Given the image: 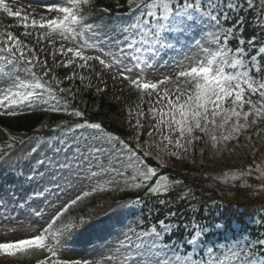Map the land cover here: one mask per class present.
Returning a JSON list of instances; mask_svg holds the SVG:
<instances>
[{
    "label": "snow or ice",
    "instance_id": "obj_1",
    "mask_svg": "<svg viewBox=\"0 0 264 264\" xmlns=\"http://www.w3.org/2000/svg\"><path fill=\"white\" fill-rule=\"evenodd\" d=\"M87 5L90 0H54L45 12L36 13L14 11L5 0H0V14L15 18L19 22L16 26L23 29L22 36L36 41L35 45L26 43L11 30L0 28V116H16L34 109L68 112L60 103L67 101L59 93L71 94L73 98L75 94L60 85L77 77L83 83L88 77L76 69H89L98 78L103 75L113 81L127 82L142 98H149L147 113L157 123L148 136L158 133L159 142L140 143L139 119L132 126L135 147L118 137H105L100 123L87 120L76 123V129L95 130L79 139L67 136L73 130L71 125L64 128L57 125L53 131L59 129L65 135L46 145L51 156L38 161L41 165L47 163L46 171L38 174L47 176L55 190L70 185V190L78 194L54 209L44 224L39 227L29 224L25 228L30 233L27 238L0 242V256L6 261L9 257L24 256L28 264L32 261L35 264H225L221 257L227 253L235 264H264V232L253 235L241 227L239 220L208 224L196 215L187 223H179L176 218L182 212L178 211L166 212L164 218L146 230L137 231L128 226L113 242L94 247L90 257L68 254L74 234L96 222L91 216L87 219L81 216L78 223L64 219L72 206L91 194L84 191L86 185L91 187L92 182L106 177L115 188L142 189L145 196L156 197L159 205L175 207L190 195L195 201V195L189 188L176 200L159 198L168 196L181 183L157 171L162 168L163 154L180 157L183 153L188 158L195 152L197 142L203 141L218 156L229 142L239 141L245 132H250L257 140L254 142L250 134L246 137V147L255 157L256 142H264V0H258V6L256 0H127L125 15H135L118 29L92 22ZM247 11H254L259 18L257 33L250 38L243 35L245 18L239 15ZM230 20L232 24H228ZM11 27L8 25L7 29ZM57 39L58 49L48 52L54 66L60 63L65 67L75 66L63 80L52 74L47 59L37 54L44 49L36 45L47 40L55 48ZM57 55L60 60H56ZM159 68L169 71L155 81L145 78L146 73ZM103 83L106 86L107 81ZM70 114L84 116L79 110ZM144 115L143 111L138 113ZM31 151L35 152L36 148ZM200 151L203 154L204 149ZM25 155L22 152L18 159H24ZM150 157L159 163L150 165ZM9 158L8 152L0 151V161ZM253 165L232 174V179L253 178L258 173L264 188V168ZM228 175L224 173V177ZM28 179L34 176L29 175ZM141 203L138 196L131 202H117L110 210L113 215H122L123 209ZM189 211L199 210L190 207ZM11 219L4 217L6 221ZM252 219L255 223V217ZM261 222L264 224V217ZM143 224L141 218L139 225ZM180 227L185 234L177 243L176 238L169 237ZM236 231L238 236L234 234Z\"/></svg>",
    "mask_w": 264,
    "mask_h": 264
},
{
    "label": "rangeland",
    "instance_id": "obj_2",
    "mask_svg": "<svg viewBox=\"0 0 264 264\" xmlns=\"http://www.w3.org/2000/svg\"><path fill=\"white\" fill-rule=\"evenodd\" d=\"M5 2L8 3L14 11L23 9L24 12L35 11L36 13H43L46 10V6L53 3L54 0H5ZM92 3L93 1L90 0V5L85 7L89 9ZM105 13L106 12L103 10H97L91 13L92 22L106 25L108 28L118 29L134 18V15H126L124 17H114L108 20ZM13 23L17 28V32L15 33L17 36H20L26 43L36 44L35 39L22 36L23 29L16 26L19 22L15 18ZM59 44L60 41L57 39L56 47L53 48L52 45L45 40L42 44L36 45V47L38 49H44L43 52L38 51L37 54L47 59L48 66L52 69V74H55L58 79L63 80L65 76L73 71L75 66H71L61 77L55 73V70L65 66L63 63L54 66L53 58L48 55V52L50 50L56 51ZM60 59L61 57L57 55L56 60ZM36 71L37 73L40 72L39 66ZM76 71L87 76L88 79L84 80L82 83L77 77L74 80H64L63 83L69 82L67 86H64L63 83L60 85V87H64L65 89L70 88L71 92L75 94V98L68 93H59V95L75 100L81 108L89 109L90 107L87 101L80 94L79 85L92 88L95 91H98V88H104V91L98 92L108 101L116 104L119 110L117 114L102 112L99 116L100 120L109 122L122 129L126 132L128 140L136 146L137 141L133 139L132 126L136 125L137 119H139L141 125L138 129L140 133V143L143 144L146 140L149 143H152L154 140L159 142L160 137L158 133H154V136L151 138L148 136V132L152 130V126L155 125L157 121L147 113V109L150 106L147 96L142 98L135 90L128 87L127 82H122L120 79L113 81L103 75L98 78L95 73L89 69L77 68ZM168 71L167 68H159L155 72L146 73L145 78L155 81ZM104 80L107 81L106 86L103 83ZM53 86L55 87V85ZM154 98L155 97H153V99ZM60 103L63 108L68 109L67 104L64 102ZM93 110H95V106L90 108V111ZM42 111L44 110H24L19 114ZM140 111H143L146 115L138 116ZM63 114L66 115L64 111ZM93 131L95 130H74L68 132L67 136H76L77 139H79L81 135L86 136L89 132ZM53 133L55 132L53 131L52 122L45 121L31 134L14 135L6 131V137L4 136L0 140V151L10 154L9 159L0 161V242L27 238L30 233L27 232L25 228L29 224L33 227H39L41 224H44L53 214L54 209L60 208L63 204L74 199L78 194L76 191L70 190V185H62L61 189L57 191L54 189V186L48 183L47 176L41 177V175L38 174L45 172L47 168V163L41 165L38 161L45 159L46 156H51L46 145L56 142L60 136L65 135V133L58 135H53ZM102 134L108 137L104 132ZM250 134L253 135V138L255 137L254 133L245 132L239 138V141L234 140L229 142L228 147L218 156H214L212 153L213 151L208 154H201L200 142H197L195 152L190 154L188 158H184L183 153H181L180 157L163 154V165L175 168H189L214 178L217 176L222 177L220 180L223 181H232V174L240 173L244 170L245 164L248 162L245 154L243 152L237 153L236 148L245 147L246 137ZM37 137L40 139H37ZM7 145H12L13 147L8 148ZM232 145L236 146L233 150L231 148ZM33 147L36 148L35 152L31 151ZM169 147L170 150H175L172 149L171 146ZM228 149H231V151ZM22 152L26 153L25 158L18 159V156ZM152 158L155 159V157ZM225 172L229 174L227 177H224ZM29 175L34 176V179L29 180ZM92 187L97 188V190L92 192ZM100 188H103V191L99 190ZM123 189L125 188H115L112 184L108 183L106 177L99 181L92 182L91 187L88 185L85 186L84 191H89L91 194L84 196L81 201L75 206H72L69 212L65 214L64 219L71 218L78 223L81 216H84L86 219L91 216L92 220L96 222L87 230L79 234H74L75 239L68 245L69 255L90 257V253L94 247L102 246L105 242H113L117 237L121 236V233L127 231L128 226L131 225L137 231L141 229L146 230L148 228L144 224L139 225L140 219H143V215L140 212V205H134L130 209H123L122 215H113L110 208L114 209L117 202H131V200H122L120 198ZM39 193L42 194L38 195ZM25 201L27 203H25ZM37 212L40 213L39 216L36 215ZM6 216L12 219L6 221L4 220ZM17 221H23V224H17ZM234 234L238 236L239 232L236 231ZM220 239H222V237H220ZM221 259L225 261V264H235V261L230 258L227 253H225ZM0 264H28V260L24 256H19L9 257L6 261L3 256H0ZM32 264H35V262L32 261Z\"/></svg>",
    "mask_w": 264,
    "mask_h": 264
},
{
    "label": "trees",
    "instance_id": "obj_3",
    "mask_svg": "<svg viewBox=\"0 0 264 264\" xmlns=\"http://www.w3.org/2000/svg\"><path fill=\"white\" fill-rule=\"evenodd\" d=\"M256 5L258 6V0H256ZM98 8H107L109 17L115 14L125 15L128 13L127 0H94L93 9ZM239 15L245 18L243 22V35L245 38H250L257 33L259 18L255 15L254 11L243 12ZM4 17L3 14H0L1 20H3ZM6 22L5 24L0 22V28L16 31V28L13 26L7 29L8 25H12V18H6ZM232 23V20L228 22V24ZM69 68L70 66L62 67L55 70V73L62 76ZM67 84L68 82L65 83L64 86ZM79 90L89 107L95 106V110L90 111V109L81 108L75 100L66 99L69 110L64 116L61 112L54 113L45 110L29 114H18L11 117L6 115L0 116V137L4 136L3 131L5 130H9L13 134H30L45 121H51L53 129L56 128L57 125H60L61 128L71 125L72 129L75 130L76 123H83L84 120H87L90 123H100L107 136L118 137L127 141L130 146L135 147V145L126 138V133L122 129L109 122L102 121L99 118L102 112L117 114L119 110L117 105L108 101L100 92L92 88L80 85ZM75 110L83 112L84 116L75 117L70 114ZM55 133L58 135L62 133V131L58 129ZM253 140L255 142L257 138L254 137ZM200 143L201 149H204L203 153L208 154L213 151L203 141ZM235 147V145H232V150L235 149ZM256 148L258 152L255 157H253L246 146L236 148L237 153L243 152L248 160L242 171H246L249 165H253V160H255V164L253 165L254 168H264V142H256ZM148 163L150 165H156L159 162L150 157ZM157 171L168 175L171 179L181 181L168 196L159 198L167 199L170 197L176 200L183 196L190 188L193 190L192 194L195 195V201L191 199L190 195L185 201L176 204L175 207H165L156 202V197L145 196L142 189H124L121 192V199L133 200L138 196L141 197V210L146 226H151L152 223H156L161 218H164L168 211H178L182 212V216L176 218L179 223H187L193 215H196L197 219L204 223L211 224L214 221L224 223L227 221L239 220L242 222L241 227L246 231H250L253 235L258 231L264 232V224L261 222V218L264 217V188L261 187L258 180V173L254 174L253 178L245 176L238 177L236 180L232 181H223L216 180L212 176L189 168H175L162 165V168H158ZM245 181H247V183H245ZM249 185H251V187H249ZM190 207L198 209L199 211H189ZM253 217H255V223H253ZM184 234L183 227H180L179 230L173 233L172 237L169 238L171 239L174 237L177 239V243H179V238Z\"/></svg>",
    "mask_w": 264,
    "mask_h": 264
}]
</instances>
